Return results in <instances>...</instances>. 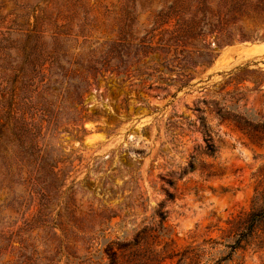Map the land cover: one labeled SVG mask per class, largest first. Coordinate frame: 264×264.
Here are the masks:
<instances>
[{"label": "rangeland", "instance_id": "374dc122", "mask_svg": "<svg viewBox=\"0 0 264 264\" xmlns=\"http://www.w3.org/2000/svg\"><path fill=\"white\" fill-rule=\"evenodd\" d=\"M82 2L36 39L18 35L35 30L38 13H24L42 0H20L23 31L8 23L11 35L0 36V103L46 101L37 109L59 118L25 149L19 176L4 178L0 165V231L17 233L12 246L23 242L32 264H113L110 253L115 264L156 255L161 264H264V219L248 230L264 210V25L244 17L218 49L213 36L154 25L175 13L173 0ZM65 200L76 218L105 212L75 238ZM10 250L4 263L16 259Z\"/></svg>", "mask_w": 264, "mask_h": 264}, {"label": "trees", "instance_id": "16d2710c", "mask_svg": "<svg viewBox=\"0 0 264 264\" xmlns=\"http://www.w3.org/2000/svg\"><path fill=\"white\" fill-rule=\"evenodd\" d=\"M77 1L79 8H83V0H42L41 6L37 9H32L27 11L25 15V10H22L17 5L20 0H2L0 2V36L3 41H6V36H10L11 28H6V24H11L10 26L15 27L13 29L14 33L22 32L23 26L18 23L20 18H23L21 14L24 13V16L28 17L31 14L38 13L35 16V23L33 31H24L20 33L19 38H36L43 39V34L46 32L47 27L53 26L57 31V24L62 20L64 14L69 13L70 10H73L75 5H71L72 2ZM174 4L172 9L175 10V13L168 11L167 13H162L157 16V20L154 25L156 26H172V34H195L198 38H201L204 41L208 36H213L215 40L216 48L220 49L225 45L231 43L234 39L233 31L235 26L243 21L244 17H249L252 19H258L259 21L255 23H260L264 25V0H173ZM12 3L16 8H8L7 4ZM57 3V4H56ZM178 4L180 6H178ZM55 16L53 19L52 16ZM9 19H13L8 21ZM254 21V20H252ZM261 21V22H260ZM172 23V25H171ZM254 23V25H255ZM7 29V32L4 33L1 30ZM12 31V30H11ZM23 33H26L22 35ZM56 32H53L54 36ZM66 36L69 34L57 33L55 39H59L60 36ZM245 39H240L244 41ZM6 54H4V62L6 60ZM94 64H100V61L96 60ZM95 66V65H94ZM41 68L43 65L38 66ZM9 71V70H6ZM96 72H99L96 71ZM88 87H90L88 85ZM41 103H47L46 101H38L34 98H24L18 99L16 96L11 95L8 99H3L0 103L2 110H0V165L5 167V177L10 178L13 175H20L21 171L23 172L25 160V149L33 150L42 139V131L44 129V124H46V131L50 127L55 129L58 125L59 118L58 115L54 112L48 110H38L37 107ZM17 105V108L15 106ZM201 134L203 136V142L205 146V154L212 157L214 156L216 150L213 144V135L206 126H202ZM53 131V130H52ZM11 147V151L8 154L7 150ZM39 173L42 174L43 167L39 165ZM53 172V169H52ZM55 177V175H54ZM58 188V198H63L60 196L59 187ZM264 194V191H263ZM170 197V196H169ZM47 195L42 197V202L39 204L38 215L46 217L48 216V201ZM64 207H61L66 215L69 223H72V235L76 238L80 233H83V229L80 225H84L86 222H93L97 217H102L104 210L100 211L99 214L95 212L88 214L86 217L76 218L73 216V212H69V203L64 201ZM106 210V209H105ZM161 220H164L163 215L159 216ZM60 219V216L58 217ZM257 219H264V210L260 214H253L250 217L251 223L249 226V233L252 234L255 230V225ZM28 225V224H27ZM25 225V226H27ZM29 226V225H28ZM29 228V227H28ZM162 228V227H161ZM164 229V228H163ZM22 229L18 231L21 232ZM16 235L11 231H0V264H32L29 263V259L25 257V252L27 251V246H23V242L19 249H16L12 246L13 236ZM74 238V239H75ZM82 239V238H78ZM231 253L236 252L240 249V241L230 247ZM10 250V254L15 256V250L17 254L15 256V261L13 262H3L4 255L7 251ZM168 259H172L173 255L167 256ZM110 259L113 264L117 262L118 257L110 253ZM165 258L159 259V256L156 255L154 258H145L140 259L138 262H131L132 264H161ZM226 260L219 259L214 264H223ZM130 263V264H131Z\"/></svg>", "mask_w": 264, "mask_h": 264}, {"label": "bare ground", "instance_id": "6f19581e", "mask_svg": "<svg viewBox=\"0 0 264 264\" xmlns=\"http://www.w3.org/2000/svg\"><path fill=\"white\" fill-rule=\"evenodd\" d=\"M256 50L257 49L253 47V48H251V49L248 50V53H254Z\"/></svg>", "mask_w": 264, "mask_h": 264}]
</instances>
